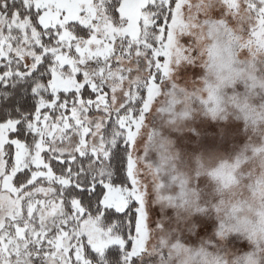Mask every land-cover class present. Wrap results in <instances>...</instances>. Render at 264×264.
Listing matches in <instances>:
<instances>
[{"label": "snow or ice", "instance_id": "obj_1", "mask_svg": "<svg viewBox=\"0 0 264 264\" xmlns=\"http://www.w3.org/2000/svg\"><path fill=\"white\" fill-rule=\"evenodd\" d=\"M0 264H264V0H0Z\"/></svg>", "mask_w": 264, "mask_h": 264}]
</instances>
